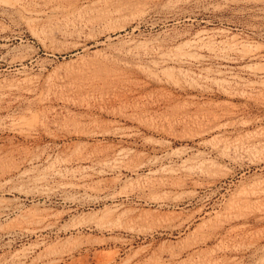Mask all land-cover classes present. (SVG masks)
<instances>
[{
	"label": "rangeland",
	"instance_id": "374dc122",
	"mask_svg": "<svg viewBox=\"0 0 264 264\" xmlns=\"http://www.w3.org/2000/svg\"><path fill=\"white\" fill-rule=\"evenodd\" d=\"M0 25L34 58L8 81L37 84L0 93V264H53L64 227L112 205L99 193L123 228L59 264H264V200L227 213L264 192V0H21Z\"/></svg>",
	"mask_w": 264,
	"mask_h": 264
},
{
	"label": "bare ground",
	"instance_id": "6f19581e",
	"mask_svg": "<svg viewBox=\"0 0 264 264\" xmlns=\"http://www.w3.org/2000/svg\"><path fill=\"white\" fill-rule=\"evenodd\" d=\"M20 3H21V0H0V13H2L4 11L6 12V11L14 10L20 5ZM31 37L36 42H39L41 45L46 46L44 43V40L40 36H38L37 34H32ZM16 41H20V43H16ZM26 50H27V46L24 44L23 39L20 35L10 34L4 25L3 26L0 25V93L5 92V91L11 92L12 90L29 91L31 87L37 86V84H34V82L31 81V79H32L31 77H28V78L23 79V80L22 79H20V80L14 79V80L8 81V80H10V79H8V75L13 74V73H19L20 74L23 72V68H25L26 64L33 65V59L34 58H33V56L31 58L30 57L31 55L26 54ZM16 67H19V68H16ZM227 82L229 83V81H227ZM27 83H29L30 86L26 85ZM120 153H121V151H120ZM119 157H122V156H119ZM103 161H104V159H103ZM115 161H116V159H114L113 162H115ZM105 163H108L110 167L114 168V163H110L109 161H105ZM105 163H104V165H105ZM82 169H84V167ZM193 169H195V168H193L191 165H187V164H185V162H183V164L181 166H179L176 170H172V168L171 169L167 168V171L170 174H179V172H184V173H186L185 175L190 176V174H192V172H193L192 171ZM40 184L41 183L36 182V184L33 185L34 188L36 189V194L46 193L47 190L43 189V186H41ZM84 185H86V184L80 183V184H74L72 186L73 187H81ZM163 186H167V187L171 186V187H174L177 189H181V190L185 189L186 190V184H180L179 182H174V181L169 182V180H166V182L163 183ZM45 188H47V187H45ZM16 191H18L19 194H24V195L26 194L25 191L22 189H16ZM115 197H116V193H112V194H108V195H102L99 193V194H96L91 200V203L93 205L94 204H100L102 202L104 204V202L112 200L113 202H112L111 206L106 205L103 209H101V211H104L106 213L109 212L110 213L109 215L108 214L105 215L106 214L105 213L100 218L97 217V218H95L93 220H89V221L76 220L75 222H72L70 225L64 227L63 234L64 235L70 234V237L66 239V242L64 245H69V246L61 249L55 255V258L52 262L53 264L61 263L64 260V255H65V257H69V256H71L72 258L78 257L77 258L78 261L85 263L87 261L88 255L90 256V254L95 253L94 250H92L93 246L100 247V246L106 245L107 242L104 240L103 241L97 240V241L93 242V244H91V242H86V243L73 242L75 239H77V237L80 234H83L85 231H96V232H99L102 234L106 233L107 235H109L110 238H112V235L116 231L121 230L123 228L122 222L120 221L122 211H121L118 203H116L115 200H113V199H115ZM157 199H160V198H157L156 196L150 197V200H152V201L153 200L156 201ZM260 200H264V192H262L260 194H256V193H249V194L246 193L245 194V192H244L243 195L237 196L236 201L233 202V204L231 203L230 207L228 208L229 211L227 213H232L233 211H236V210L241 212V210L246 206V204H248L250 202H260ZM249 209H251V208H249ZM97 212H99V211H97ZM231 215H233V214H231ZM16 217L19 220V225L21 226L20 227L21 230H23L27 233L39 232V231L44 230L46 228L52 227L53 223H54L50 219L46 220V218H44L43 216H41V217L40 216L39 217H31L30 216L29 217L23 212V210H18L16 213ZM239 218H240V216H239ZM55 225H56V223H55ZM128 227H129V230H134L133 226L132 227L128 226ZM209 240H210V237L207 236L205 239L201 240L202 241L201 243L203 245H206V243ZM221 247H223V246H221ZM113 254H115V253H113ZM113 254H110V257L108 259H101L100 261L97 260L96 264H110L114 259L113 258L114 256H111ZM99 255H101V252H99ZM16 259H17V257H16ZM212 264H219V263H218V261H214Z\"/></svg>",
	"mask_w": 264,
	"mask_h": 264
}]
</instances>
